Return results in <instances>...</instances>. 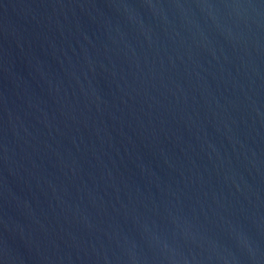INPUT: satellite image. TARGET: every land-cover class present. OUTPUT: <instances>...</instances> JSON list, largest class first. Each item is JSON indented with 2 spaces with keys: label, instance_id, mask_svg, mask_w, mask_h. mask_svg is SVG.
I'll return each instance as SVG.
<instances>
[{
  "label": "water",
  "instance_id": "1",
  "mask_svg": "<svg viewBox=\"0 0 264 264\" xmlns=\"http://www.w3.org/2000/svg\"><path fill=\"white\" fill-rule=\"evenodd\" d=\"M0 264H264V0H0Z\"/></svg>",
  "mask_w": 264,
  "mask_h": 264
}]
</instances>
